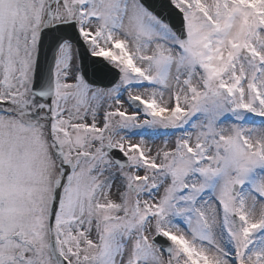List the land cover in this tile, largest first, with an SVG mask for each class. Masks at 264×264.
Listing matches in <instances>:
<instances>
[{
  "label": "snow or ice",
  "instance_id": "1",
  "mask_svg": "<svg viewBox=\"0 0 264 264\" xmlns=\"http://www.w3.org/2000/svg\"><path fill=\"white\" fill-rule=\"evenodd\" d=\"M0 264H264V0H0Z\"/></svg>",
  "mask_w": 264,
  "mask_h": 264
}]
</instances>
